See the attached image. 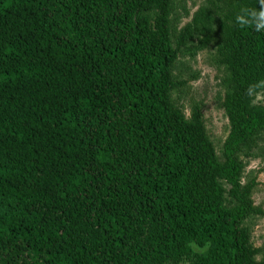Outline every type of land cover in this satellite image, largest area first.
<instances>
[{
	"label": "trees",
	"instance_id": "1",
	"mask_svg": "<svg viewBox=\"0 0 264 264\" xmlns=\"http://www.w3.org/2000/svg\"><path fill=\"white\" fill-rule=\"evenodd\" d=\"M243 3L218 30L220 161L172 97V0H0V264H264L238 157L264 130V16Z\"/></svg>",
	"mask_w": 264,
	"mask_h": 264
},
{
	"label": "rangeland",
	"instance_id": "2",
	"mask_svg": "<svg viewBox=\"0 0 264 264\" xmlns=\"http://www.w3.org/2000/svg\"><path fill=\"white\" fill-rule=\"evenodd\" d=\"M245 0H172L170 22L173 37L187 24L191 36L186 41L175 63L174 74L185 84L172 94L186 117L193 104L201 107L205 128L217 158L221 161L222 144L229 131V124L222 106L228 90L230 73L220 62L218 30L223 14L235 12ZM257 13L264 16V0H258ZM174 37V38H175ZM259 99L264 100V95ZM244 163L242 181L255 180L252 190L254 206L264 212V130L238 154ZM227 187V186H226ZM228 205V199H225ZM252 243L259 249L257 259L264 258V215L254 214L245 219ZM198 249L197 247H194ZM169 264H190L187 260Z\"/></svg>",
	"mask_w": 264,
	"mask_h": 264
}]
</instances>
